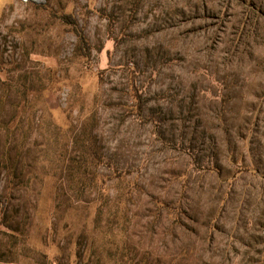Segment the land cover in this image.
<instances>
[{
    "label": "rangeland",
    "instance_id": "obj_1",
    "mask_svg": "<svg viewBox=\"0 0 264 264\" xmlns=\"http://www.w3.org/2000/svg\"><path fill=\"white\" fill-rule=\"evenodd\" d=\"M0 264H264V0H0Z\"/></svg>",
    "mask_w": 264,
    "mask_h": 264
},
{
    "label": "trees",
    "instance_id": "obj_2",
    "mask_svg": "<svg viewBox=\"0 0 264 264\" xmlns=\"http://www.w3.org/2000/svg\"><path fill=\"white\" fill-rule=\"evenodd\" d=\"M138 102H139V104H138L139 107L138 108L140 110L139 115L140 116H143V111H144L143 109H144V107L146 105L145 100L141 96H139ZM150 119H152V121H154L156 124H159L157 121H161L160 118L157 115H154V114L151 115V118ZM95 155H96V157L98 156L97 152L95 153ZM98 159L100 160V158H98ZM108 165H109L110 168H113L116 171L118 170L117 169V166L112 161H109L108 162Z\"/></svg>",
    "mask_w": 264,
    "mask_h": 264
},
{
    "label": "built area",
    "instance_id": "obj_3",
    "mask_svg": "<svg viewBox=\"0 0 264 264\" xmlns=\"http://www.w3.org/2000/svg\"><path fill=\"white\" fill-rule=\"evenodd\" d=\"M23 3L43 4L45 0H19Z\"/></svg>",
    "mask_w": 264,
    "mask_h": 264
}]
</instances>
